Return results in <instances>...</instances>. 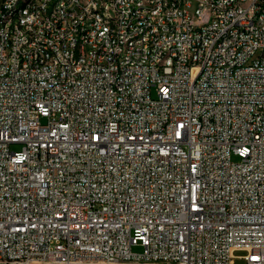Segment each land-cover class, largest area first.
Listing matches in <instances>:
<instances>
[{
    "label": "built area",
    "instance_id": "obj_1",
    "mask_svg": "<svg viewBox=\"0 0 264 264\" xmlns=\"http://www.w3.org/2000/svg\"><path fill=\"white\" fill-rule=\"evenodd\" d=\"M30 3L0 34V264H264V0Z\"/></svg>",
    "mask_w": 264,
    "mask_h": 264
},
{
    "label": "bare ground",
    "instance_id": "obj_2",
    "mask_svg": "<svg viewBox=\"0 0 264 264\" xmlns=\"http://www.w3.org/2000/svg\"><path fill=\"white\" fill-rule=\"evenodd\" d=\"M43 1V0H36ZM32 0H12L7 7V11H1L0 3V34L4 31V25H12L11 15H17V18H24V13L31 11ZM144 9V2H137L134 5V14H141ZM93 15L99 19L105 28H113V22L116 20V12L109 9V3H101L93 6ZM53 33H62V23L53 22ZM88 47H95V39H88ZM61 53H66V43L58 42V48L51 49V59L61 58ZM181 57L173 58V67H181Z\"/></svg>",
    "mask_w": 264,
    "mask_h": 264
},
{
    "label": "rangeland",
    "instance_id": "obj_3",
    "mask_svg": "<svg viewBox=\"0 0 264 264\" xmlns=\"http://www.w3.org/2000/svg\"><path fill=\"white\" fill-rule=\"evenodd\" d=\"M21 148H22L21 144L12 145V149L13 150H20ZM234 159H237V157H234ZM133 250L135 252H142L143 251V247L141 245H137V246H134ZM244 254H246L245 251H237L236 252L237 256H241V255H244ZM234 264H246V260L244 258L236 257Z\"/></svg>",
    "mask_w": 264,
    "mask_h": 264
}]
</instances>
